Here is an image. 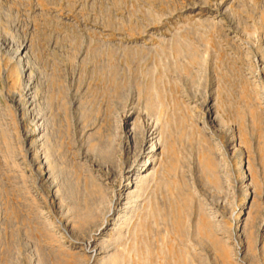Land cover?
<instances>
[{
	"label": "rangeland",
	"instance_id": "rangeland-1",
	"mask_svg": "<svg viewBox=\"0 0 264 264\" xmlns=\"http://www.w3.org/2000/svg\"><path fill=\"white\" fill-rule=\"evenodd\" d=\"M0 264H264V0H0Z\"/></svg>",
	"mask_w": 264,
	"mask_h": 264
},
{
	"label": "bare ground",
	"instance_id": "bare-ground-1",
	"mask_svg": "<svg viewBox=\"0 0 264 264\" xmlns=\"http://www.w3.org/2000/svg\"><path fill=\"white\" fill-rule=\"evenodd\" d=\"M149 173V172H148ZM136 177H135V179H137L139 182H141V181H145V178H146V176H144V175H141V174H138V175H135ZM134 181V180H133ZM136 183V182H135ZM135 185V184H134ZM131 187H132V185H130V183H128L127 184V186H126V193H125V196H127L126 198H131V197H134V194H136V192H138V191H136V190H134V189H131ZM136 197H138L137 196V194L135 195ZM135 198V197H134ZM133 200V199H132ZM134 202V201H133ZM133 202H131V203H133ZM133 206V205H132Z\"/></svg>",
	"mask_w": 264,
	"mask_h": 264
}]
</instances>
